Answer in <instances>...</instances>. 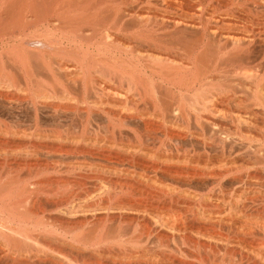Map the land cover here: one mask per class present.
Segmentation results:
<instances>
[{
    "label": "bare ground",
    "instance_id": "6f19581e",
    "mask_svg": "<svg viewBox=\"0 0 264 264\" xmlns=\"http://www.w3.org/2000/svg\"><path fill=\"white\" fill-rule=\"evenodd\" d=\"M73 20L79 24L77 29L71 27H76ZM69 25L79 37L71 38L72 44L77 46L89 38L92 45L83 46L81 41L77 46L80 51L75 47V52L74 47L64 46L62 38H52V33L65 27L67 31ZM149 27L153 35L167 31L169 36H177L172 42H180L185 55L180 56V47L178 60L172 52L168 58L162 57L166 53L162 48L150 50L153 40L142 39ZM125 29H137L141 38L131 34L139 38L137 42L148 43V52L156 50L161 56L156 52L146 53L148 57L139 55L144 66L136 62L123 69L128 63H120L118 55L131 50L126 45L132 43L130 39L136 42ZM6 37L14 42L3 44L1 39ZM135 42L131 44L134 47ZM0 44V98L6 103L0 102L18 113L13 119L16 123L5 125L0 137L6 138L9 146V142L18 141L19 147L0 148L8 172L15 173L10 179L5 176L9 184H2L8 187H0V264H105L108 259L122 262L127 258L130 262L141 257L131 245L150 238L159 245L152 251L159 250H149L160 256L155 259L147 254L153 259L149 264H155L154 260L159 264H208L218 258L225 264H264V0H0ZM214 48L233 50L234 66L225 70L221 67L224 58L219 57L222 64L211 59ZM172 49L174 45L166 50ZM42 110L65 116L55 120V127L50 123L56 130L49 134L40 128L41 113L46 112ZM28 111L34 115L26 120ZM101 133L105 139L98 141L103 138ZM98 155L108 160L123 157L127 164L131 161L137 166L122 170L117 169L119 165L108 168L101 164L102 168L87 163ZM44 156L71 160L64 164L68 166L65 170L56 169L63 165L59 163L47 169L56 175H75L81 181L96 173L145 180L142 188L123 184L134 194L153 187L158 175L170 176L171 183L168 187L163 184L167 189L157 197H168L171 205L162 208L116 199L112 204L75 206L76 194L72 192L34 193L27 189L30 184L16 190L20 179L13 178L21 177L16 168L26 172L30 167L28 170L38 174L35 166ZM7 158L15 162L10 164ZM45 166L43 169L51 163ZM35 185L30 188L42 187ZM110 212L119 213L122 228L134 227V231L128 229L137 236L128 238L124 235L129 236L130 231L125 234L117 226L120 234L124 233L119 236L113 221L110 227L104 225L108 217L103 221L96 218ZM146 218L154 227L148 226ZM49 223L59 225L56 228L62 233L54 231L60 236L57 239L47 233L44 238L36 231Z\"/></svg>",
    "mask_w": 264,
    "mask_h": 264
},
{
    "label": "rangeland",
    "instance_id": "374dc122",
    "mask_svg": "<svg viewBox=\"0 0 264 264\" xmlns=\"http://www.w3.org/2000/svg\"><path fill=\"white\" fill-rule=\"evenodd\" d=\"M77 21L80 22V23H82V21H79V20H77ZM73 22H74V20H73ZM74 23H75V22H74ZM76 23H77V22H76ZM76 23H75V24H76ZM75 24H74V25H75ZM77 24H78V23H77ZM77 24H76V27L73 26V25H72L71 27L77 29V28H78V27H77ZM78 25H79V24H78ZM67 27L69 28V30L67 29V31H66V27H65V29H63V30L57 31L56 33H52V38H53L54 40H56V39L58 40L59 38H62V39L64 40V41H63L64 46H67V47H69V46H70V47H74L73 49L75 50V52H76L77 49H78V51H80L79 48H77V46L80 45L79 43H81L82 40L79 41V42H77V43H78L77 46H76L75 44H72V42H71V41H72L71 38H72V39H74V38H75V39H78L79 37L76 38V37L72 34V32H75V31L73 30V28L70 27V25L67 26ZM86 27H87V26H86ZM88 27H89V26H88ZM149 28H150L151 30H150ZM149 28H148L149 30L147 29L148 32H146V33H147V36H146V37H145L144 35H143V37H142V36L139 34V31H138L137 29H136V32H137V33H136V32H133L135 29H134V30L131 29L132 32H130L129 29H127V30L125 29V31H126L127 33H126L125 31H122V32H124V33H121V32L119 31V33H121V34H125V33H126L129 37H130V36L132 37L133 35H135V36H137V37H139V38L142 37V39L146 38L147 40L144 39L145 42H146V41L149 42L150 40H153V41L150 42L149 45H148L150 48H151V46H152V48H153V49L151 48L150 50H154V49H155V48H154L155 46H156V48H158V49H161V48H162V50H163L162 53L166 51V53L168 54V55H166V53H165V54L163 53L162 57H167V58H168L169 55L171 54L170 52H172V53L175 55L173 58H174V59L177 58L176 60H178V57H179V56H178V53H177V52H179V51H180V48L182 47V45H179V44H180V42H178V39H179V38L176 39L177 42H178L179 44H177V43H174V44H173V42L175 41L174 38L177 37V36H174V35L172 36V35L170 34V36H172V37H170V36L167 34V31H166V34H167L170 38L167 37V36H165V35H166L165 33L162 34V32H161V33H158V32H157L158 34H161V36H160V35L157 36V33H154V35H156V36H154V35H153V31H152V27H149ZM76 29H75V30H76ZM64 30H65V31H64ZM70 30H71V31H70ZM72 30H73V31H72ZM63 31H64V32H63ZM76 31H77V30H76ZM128 31H129V32H128ZM149 31H151V32L149 33ZM156 31H157V29H156ZM129 33H130V34H129ZM135 33H136V34H139L140 36H139V35H136ZM168 33H169V32H168ZM126 34H125V35H126ZM131 34H133V35H131ZM148 34H150V35H148ZM164 34H165V35H164ZM57 35H58V36H57ZM145 35H146V34H145ZM151 35L154 37V39L152 38ZM162 35H163V36H162ZM67 36L69 37V39H68ZM70 36H71V37H70ZM135 36H133V37H135ZM149 36H150V37H149ZM159 36H160V39L158 38ZM73 37H74V38H73ZM137 37H135V39H136ZM163 37H164V38H163ZM186 37H187V36H185L184 38H186ZM139 38H137V39H139ZM7 39H8V40H7ZM133 39H134V38H133ZM137 39H136V42H137ZM148 39H149V40H148ZM169 39H171V40H169ZM1 40H2V42L4 41L3 44L8 43L9 40H10L12 43L14 42V39H11L10 37H6V39H5V38H2ZM65 40H66V41H65ZM130 40H132V39H130ZM130 40H129V42H132L131 44H133V43L135 42V40H134V41H130ZM154 40H155V41H154ZM162 40H163V41H162ZM85 41H87V42H85ZM85 41H84V40L82 41V42H83V46H85V45L88 46L87 44L92 45V43H91V44L89 43V42H90L89 38H88L87 40H85ZM88 41H89V42H88ZM123 41H124V40H122V42H123ZM125 41H126V40H125ZM125 41H124V42H125ZM138 41H139V40H138ZM172 41H173V42H172ZM122 42H121V43H122ZM129 42L126 41V43H129ZM136 42H135V43H136ZM155 42H157V43H155ZM175 42H176V41H175ZM70 43H71V44H70ZM85 43H86V44H85ZM126 43H122V44H126ZM138 43H139V42L136 43V47H138L139 45H141V43H139V44H138ZM143 43H144V41L142 42V44H143ZM151 43H153V44H151ZM154 43H155V44H154ZM131 44H130V43H129V44H126L127 46L129 45L130 48L128 47V49H131V50H128V52H124V51H123V53H122V52L119 53V55H118L119 57L117 56L118 59H119V61H120V63H122V62H121L122 60H123V62L125 61L124 63H128V64H126V65L123 64V66H122V68L125 69V70H126V68L129 69V68H130L131 66H133V64H135L136 62H137V63H136L135 65H138V64L140 63V65H138V66H144V63H145V62H144V61H140V57H139V55H142V54H143L142 56H145V57L147 56V57H148V55H150V54L156 52V50H155L154 52L152 51V53H149V52H148V51H150V50H148L149 47L146 46L148 43H146V44L144 43L143 45H141V47L139 46L140 48H143V49H140V48H139V51H137L138 48L135 49L136 47H134V45H131ZM137 44H138V46H137ZM169 44H170V45L173 44V45H174V49L169 50V52H167L166 49H171V47L173 48V45L170 46ZM176 44L178 45V47H176V46H177ZM1 45H2V44H0V52L3 50V49L1 48ZM126 45H125V47H126ZM142 46H143V47H142ZM167 46H168V47H167ZM169 46H170V47H169ZM67 47H66V49H68L69 51H71V50H70L69 48H67ZM75 47H76L77 49H76ZM133 47H134V48H133ZM144 47H145V48H144ZM179 47H180V48H179ZM86 48H87V47H86ZM164 48H166V49H164ZM175 48H177V50H176ZM182 48H183V47H182ZM182 48H181V52H182V53L179 52V53H181V55L179 54L180 56H182V54L185 55V53H186V52L184 53L185 50H183ZM144 49H145L147 52H145ZM214 49H215V48H214ZM68 50H67V51H68ZM74 50H72V51H74ZM133 50H134V51H133ZM143 50H144V51H143ZM182 50H183V51H182ZM230 50H232V49H230ZM132 51H133L134 53H133ZM135 51H136V53H135ZM140 51H142L143 53H142V52L139 53ZM217 51H218V50H217ZM217 51H216V49H215L214 51L212 50V51L210 52V56H211V55H214V56H211V59H212V57H213V58H216V60L218 61V64H222L221 62H219V61L222 60V59H220L219 57L224 58L225 63L223 62L224 60H222L223 64H222V66H221V65H220V66H221L223 69L226 68L225 70H227V69L229 70V68H232V66H234V64H231L232 62H234V60H232V59H233L232 56H233V54H234V51H233V50H232V51H229V50H227V51L219 50L218 52H217ZM222 51H224V53L227 52V53H226V54H227V55H226L227 57L224 56L225 54H224ZM75 52H74V53H75ZM131 52H132V53H131ZM137 52H138L139 54H138ZM144 52H145V53H144ZM157 52H158V51H157ZM157 52H156L155 54H158V55L161 56L162 53L159 54V53H157ZM159 52H161V50H159ZM215 52H217V53H216V57H215V54H214ZM230 52H233V53L231 54ZM127 53H128V54H127ZM146 53H147V54L149 53V54L146 55ZM175 53H176V54H175ZM222 53H223V54H222ZM120 54L122 55V57H121ZM173 54H172V56H173ZM218 54H219V56H218ZM230 54H231V56H230ZM136 55H138V56H136ZM165 55H166V56H165ZM176 56H177V57H176ZM120 57H121V58H120ZM135 57H137L139 60H136L137 58H135ZM162 57H161V58H162ZM175 57H176V58H175ZM123 58H124V59H123ZM179 58H180V57H179ZM162 59H164V58H162ZM228 59H229V60H228ZM130 60H131V61H130ZM179 60H180V59H179ZM226 60H227V61H226ZM149 61H150V60H149ZM143 62H144V63H143ZM229 63H230V64H229ZM170 64H171V62H170ZM146 65H148L147 62H146V64H145V66H146ZM149 65H151V64H149ZM228 65H229V66H228ZM230 65H231V67H230ZM129 66H130V67H129ZM224 72H225V71H224ZM222 75H223V73H222ZM240 96L243 98L242 100H245V98H246L245 96H243V95H240ZM189 98H191V97H189ZM185 99H186V98H185ZM187 99H188V98H187ZM187 99H186V101H189V100H187ZM1 100H2L3 102H5L3 99L0 98V101H1ZM2 101H1V102H2ZM186 101H185V102H186ZM1 102H0V103H1ZM5 103H6V102H5ZM186 103H188V102H186ZM55 104H56V103H55ZM5 109H6V108L4 107V103H1V105H0V132L3 131L4 128H6L5 125L8 126L9 124L11 125V124L16 123V121H14V120H16L17 117H18L17 110H16V111H11V110H7V109L5 110ZM2 110H3V111H2ZM5 111H6V112H5ZM42 111L45 112L46 110H42ZM42 111H41V112H42ZM47 111H48V110H47ZM47 111H46L45 113H41V115H42L43 117H41V115H40L41 119L43 120V121L41 120V121H42V124H41L42 126H40V128H41V129L43 128L42 132H44V133H46V134H49V133H48L49 131L56 130L55 128H52L53 126L55 127V125H53V123H55V120H59V118L61 119L62 116H63V118H64L65 116L62 115V113H59V114H61V115H59V114H58V115H54L53 111H52V112H51V111H48V112H47ZM11 112H13V113H11ZM15 113H16L17 115H16ZM28 113L31 114L32 116H31V115L28 116ZM28 113H27V116H26V117H27L26 120H28V117H33V115H34L32 111H28ZM49 113H50V114H49ZM52 113H53V114H52ZM12 114H13V117H12ZM55 114H56V113H55ZM51 115H52V118L54 119V121H53V119L51 118ZM53 115H54V117H53ZM47 116H48V117H47ZM56 116H57V117H56ZM49 117H50V118H49ZM5 118H6V119H5ZM10 118H11V119H10ZM63 118H62V119H63ZM13 119H14V120H13ZM48 119H49V120H48ZM62 119H61V120H62ZM2 120H3V121H2ZM7 120H8V121H7ZM10 120H11V121H10ZM51 120H52V122H51ZM4 121L7 122L8 124H7V123H3V124H2V122H4ZM10 122H11V123H10ZM43 123H44V124H43ZM46 123H49V124H48V125H49L48 127H47V124H46ZM50 123H51L53 126H51ZM3 126H4V127H3ZM12 126H14V125H12ZM43 126H44V127H43ZM2 128H3V129H2ZM46 129H47V130H46ZM48 129H50V130H48ZM61 131H62V130H61ZM51 133H52V132H51ZM101 134H102V133H101ZM0 136H1V134H0ZM102 136H103V138H100V137H99L98 141H101L102 139H105V135H104V133L102 134ZM2 137H3V136H2ZM2 137H0V138H1L0 141L3 142V143L1 144V145H3V146L0 145V146H1L0 148L3 147V148H2L3 150H4V149H9L10 146L13 145L12 147H16V148L19 149V147L17 146V145H18V141H16V142H15V141H12L11 143L9 142V144H10V146H9V145H8V141L6 142L7 139H6V138H5V139H2ZM97 138H98V137H97ZM100 139H101V140H100ZM4 142L7 143V144H5ZM14 142L17 143V144H14ZM43 142H45V141H43ZM19 143H20V142H19ZM46 143L49 144L48 141H46L45 144H46ZM11 144H12V145H11ZM37 144H38V143H37ZM41 144H42V145H41ZM48 144H47V145H48ZM7 145H8V146H7ZM14 145H16V146H14ZM40 145L43 146L44 143H39V146H40ZM44 146H46V145H44ZM12 147H11V148H12ZM12 149L16 150L15 148H12ZM16 151H19V150H16ZM102 157H103V156H100V155H98V157H97L98 159H100V163L98 162V161H99L98 159H95L96 161H95V160L92 161V159H91L92 162L89 161V159H86V160L89 161V162H87V163H91V164H93L92 166H95V165H97V164H100V166H99V165H97V166L102 167V168H103V166H101V164L104 165L105 167L108 166V168H109V167H110V168H113V167H116V166L118 167V165H119V167H118L117 169L120 168V169H122V170L129 169V167H132V166H131L132 164H133L134 166H137L135 163H132V164H131V161H130V163L128 162L129 164H127V160H126V162H125V158H123V157H121V160L116 159L115 157H114V158L112 157L114 160H113V159H110V160H111V161L113 160V163H112L110 160H108L107 158L105 159V157H103V158H104V159H103ZM2 158H3V159H2ZM13 158H14V157H13ZM49 158H50V159H49ZM51 158H52V157H47V158H46V156H44L42 160H39V162H38L37 165L35 166V169H36V170H37V169L39 170V173H38V174H36L35 172H33L32 168H31V171L28 170L30 167H29V168L24 167V170H25V168H27V169L25 170L26 172H24L23 170L21 171V169L19 170V169L16 168V172H17L16 174L19 173V175L21 176V177L18 176L19 178L16 177L17 179L12 177L14 180H19V179H20L19 182L17 181V182H18L17 186L20 185L21 188L19 187V189L17 188L16 190H19V191H20V190H22V189H25L26 186H28L29 184L31 185V186H30L31 188H34V187L32 186V184H33V183H34V184L36 183V185H37V184H40L39 187L42 186L41 188H43V189H41V188H37L38 185H37V186L35 185V186H36V187H35V190H36L37 192H36L34 189H33V190H34V191H33L30 187H28L27 189H29V191H31V192H34V193H41V194H47V193H50V194H54V193H55V194H57V193H60V192L63 194L64 192H65V193L72 192V193L76 194V195H74V197H75L76 199L73 198V199H74V202H73V199L71 200V203L73 202V205H75V206H76L77 204H79L80 206H81L82 204H83L82 206H84L85 204H86L85 206H89L90 204H93V203H94V204H95V203H96V204H97V203L100 204V202H101V204H102V203H103V204H104V203H105V204H106V203H108V204H112V202L114 203V202L116 201V199H117L118 201L131 202V203H136V204H137V203H138V204H140V203H142V204H148V205L150 204V205H154V206H156V207L158 206V207H162V208H163V207H167V208H168V207L171 205V203H170V199H169L168 197H165V196H164V198H163L162 196H160V199L158 198V197H159L158 194H160L161 191H166V190H164V189H167L166 187L169 186L168 183H171L172 177H170V176H169V177L167 176V177L165 178V177H163V176L160 174V175H158V177L156 178L157 180L155 179V183H154V185H153L152 183H150V184H151V185H150V184L147 182V185H148V184H149V186H152V185H153V187H151V188L147 186V187H146L147 189H146V188L144 189V190H147V192H146V191L144 192V190H137V191H135V194H134L133 192L128 191V189L126 188V187H127V184L129 183V184H128V187H130V186H131V187H132V186H135V184H136V186L138 185V187L141 186V188H142V186L146 184V183H145V180H140V179L138 180V179H135V181H134L131 177H127V178H126L125 176H122L123 179H122L121 176H120V177H119V176H117V177H116V176H112V177L108 178V176H107V175H106L107 177L104 176L103 173H99L100 175H102L100 178L97 177V176H100L98 173H96V175H97V176L95 175L96 177L94 176V174L90 175V177L92 176L91 179H92L93 177H95V178L97 179V180H94V178H93L94 182H93V180H91L90 178H88V180L82 178V181H81V178H76L77 176L75 177V175H70V176L67 175V176H66V174H61V175L57 174V175H58V176H57L56 174L53 173L52 170L49 171V170H50L49 167H53V166L55 165V163H57V165H58V163H59L60 165H62V164H63V165H64V164H66V165H67V164H71V163H70L71 160L69 161V159L66 160L67 158H63V159L65 160V161H63L62 158H61V159H60V158H55V157H53L52 159H51ZM53 159H54V162H51V161H53ZM59 159H60V160H59ZM102 159H103V160H102ZM1 160H2V161H1ZM43 160H44V161H43ZM104 160H105L106 163L109 161V164H105V163H104ZM118 160H119L120 162H119ZM0 161L2 162V164H1V162H0L1 165H5L6 160L4 159V157H1V158H0ZM9 161H10V162H9ZM9 161H8V158H7V162H9L10 164L12 163V161H13V163L15 162L14 159L11 160V158L9 159ZM41 161H42V164H47V163L49 162V164H47V165H50V163H51V166H47V165H46V166H47V167H46L45 165L40 164ZM47 161H48V162H47ZM56 161H57V162H56ZM60 161H62L63 163H62V162L60 163ZM81 161H82V160H81ZM114 161H115V162H114ZM117 161H118V162H117ZM122 161H123V162H122ZM3 162H4V163H3ZM46 162H47V163H46ZM102 162H103V163H102ZM110 162H111V164H110ZM121 162H122V163H121ZM52 163H53V165H52ZM118 163H119V164H118ZM94 164H95V165H94ZM39 165L41 166V170H42V171L40 170V168H39L40 166H39ZM57 165H55L54 167L56 168ZM63 165H62V166H59V165H58L60 168L57 166L58 168H56V169H59V170H60L61 168L64 169V167H66V168L68 167V166H65V165L63 166ZM114 165H115V166H114ZM43 166H45L46 169H43ZM134 166H133V167H134ZM138 166H139V165H138ZM6 167H7V168H6ZM37 167H38V168H37ZM45 167H44V168H45ZM95 167H96V166H95ZM105 167H104V168H105ZM1 168H3V167L1 166ZM1 168H0V169H1ZM12 168H14V165L12 166ZM47 168H48L49 170H48ZM66 168H65V169H66ZM135 168H136V167H135ZM137 168H138V169H140V168L142 169L143 166H140V168H139V167H137ZM4 169H5V170H4ZM7 169H8V166L5 165V167L3 168V170L1 169V170L4 171V172L2 173V171L0 170V171H1V172H0V177H1V176L4 177V178H2V177L0 178L1 181H2V182L0 181V182H1V184H0L1 189H4V188H2V186L5 187V185L8 187L7 184L4 185V184H2V183H8V182L10 181V180H7L8 178L10 179L9 175H10V176L13 175V176L15 177V173H14V174H13V173L10 174V173L8 172ZM33 169H34V168H33ZM35 169H34V171H36ZM63 169H62V170H63ZM65 169H64V170H65ZM106 169H107V168H106ZM131 169H132V168H130V170H131ZM176 169H177V168H176ZM44 170H46V172H45ZM174 170H175V169H174ZM5 171H6L7 173H5ZM18 171H20L21 173L18 172ZM27 171H28V172H27ZM48 171H49V172H48ZM29 172H30V173H29ZM32 172H33L35 175H34V174H31ZM40 172H41V173H40ZM1 173H2V174H1ZM4 173H5L6 175H3ZM8 173H9V174H8ZM28 173H29V174H28ZM42 173H43V174H42ZM50 173H51V174H50ZM52 173H53V175H52ZM27 174L30 175V176H31V175H33V176L30 177V176H28ZM39 174H40V175H39ZM44 174H45L46 176H45ZM47 174H48V177H47ZM7 175H8V178H7ZM49 175L53 176V178L50 177ZM5 176H6L7 179L5 178ZM16 176H17V175H16ZM71 176H73V177H71ZM27 177H28V178H27ZM36 177H37V178H36ZM49 177H50V178H49ZM66 177H67V178H66ZM103 177H106V178H103ZM124 177H125V178H124ZM150 177H155V176L151 175ZM12 178H11V179H12ZM22 178H23V179H22ZM31 178H32V179H31ZM33 178H34V179H33ZM35 178H36V179H35ZM51 178H52V179H51ZM55 178H56V180H55ZM62 178H63L64 180H63ZM75 178H76V179H75ZM101 178H103V180H102ZM107 178H108V179H107ZM128 178H129V179H128ZM161 178H162V179L164 178V179H163L164 181L161 180ZM13 179H12V180H13ZM21 179H22V180H21ZM57 179H58V180H57ZM67 179H68V180H67ZM74 179H75V180H74ZM167 179H168V181H167ZM5 180H6V182H5ZM54 180H55L56 182H55ZM84 180H85V181H84ZM89 180H91V181H89ZM104 180H105V181H104ZM107 180H108V181H107ZM111 180H113V181L111 182ZM21 181H22V183H21ZM24 181L26 182V184L24 183ZM51 181H52V182H51ZM97 181H98V182H97ZM102 181H103V182H102ZM109 181H110V182H109ZM117 181L119 182V184H118ZM143 181H144V182H143ZM156 181H157L158 183H156ZM159 181H160V182H159ZM39 182H40V183H39ZM41 182H42V184H41ZM48 182H49V183L51 182V183H50L51 185H50ZM85 182H86V183H85ZM105 182H106V183H105ZM114 182H115V184H114ZM127 182H128V183H127ZM136 182H137V183H136ZM139 182H141L140 185L138 184ZM161 182H162V183H161ZM10 183H11V182H10ZM47 183H48V184H47ZM65 183H67V184H65ZM72 183H73V184H72ZM110 183H111V184L113 183L114 186H113V184L111 185ZM124 183H125V186H126V187L123 185ZM143 183H144V184H143ZM8 184H9V183H8ZM56 184H57V185H56ZM107 184H108V185H107ZM109 184H110V185H109ZM121 184H122V185H121ZM141 184H142V185H141ZM156 184H158V185H156ZM163 184H165V185L167 184L166 187H164ZM172 184H173V182H172ZM172 184H171V185H172ZM24 185H25V188L23 187ZM44 185H45V187H43ZM52 185H53V186H52ZM55 185H56V186H55ZM118 185H119V187H118ZM120 185H121V186H120ZM160 185H163V186H160ZM49 186H50V187H49ZM70 186H71V187H70ZM109 186H110V187H109ZM111 186H112V187H111ZM156 186H157V187H156ZM22 187H23V188H22ZM51 187H52V188H51ZM59 187H60V188H59ZM79 187H80V188H79ZM83 187H84V188H83ZM120 187H121V188H120ZM66 188H67V189H66ZM110 188H111V189H110ZM114 188H115V189H114ZM148 188H149V189H148ZM152 188H153V189H152ZM169 188H170V187H169ZM169 188H168V189H169ZM52 189H53V190H52ZM156 189H157V190H156ZM5 190L7 191L8 189L6 188ZM38 190H39V192H38ZM40 190H42V192H41ZM45 190H47V191H46L47 193H45ZM55 190H56V191H55ZM72 190H73V191H72ZM103 190H104V191H103ZM125 190H126V191H125ZM8 191H9V190H8ZM138 191H139V192H138ZM150 191H152V192H150ZM157 191H158V192H157ZM167 191H168V190H167ZM51 192H52V193H51ZM76 192H77V193H76ZM106 192H107V193H106ZM61 193H60V194H61ZM65 193H64V194H65ZM112 193H113V194H112ZM130 193H131V194H130ZM152 193H153V194H152ZM157 193H158V194H157ZM104 194H105V195H104ZM108 194H109V195H108ZM110 194H111V195H110ZM116 194H117V195H116ZM131 195H133V196H131ZM145 195H146V196H145ZM81 196H82V197H81ZM100 196H101V197H100ZM110 196L113 197V198H111ZM139 196H140V197H139ZM153 196H154V197H153ZM157 196H158V197H157ZM99 197H100V201H99ZM161 197H162V198H161ZM81 199H82V200H81ZM101 199H102V200H101ZM103 199H104V200H103ZM110 199H111V200H110ZM133 199H134V200H133ZM156 199H157V200H156ZM158 199H159V200H158ZM163 199H164V200H163ZM151 200H153V201H151ZM77 201H78V202H77ZM93 201H95V202H93ZM134 201H135V202H134ZM167 201H168V202H167ZM80 202H81V203H80ZM150 202H151V203H150ZM45 203H46V202H45ZM45 203H43V204H45ZM74 203H77V204H74ZM88 204H89V205H88ZM45 205H46V204H45ZM79 205H78V206H79ZM51 214H54V215H55V213H50L49 215L51 216ZM98 215H99V216H98ZM98 215H96V216H98V217H100V218H98V217H96V218L99 219V220L102 219V221H103V218L108 217V218H105L106 221H103V223H104L105 226H107V227L109 226V227H110V226H112V224H114V226H112L113 228H116L117 226H119V227H117V228H119V231H120V230H123V229L125 230V228H124V227L122 228V226H121V225H123V223L121 224L122 221H119V219L121 220V216H120V218H119V215H120L119 213H117V212H115V213H114V212L111 213V212H110V213H107V215H106L105 213H104V214H98ZM130 216H132V218H134V217L137 218V216H136V215L134 216L133 214H129V215H128V217H130ZM52 217H53V215H52ZM55 217H56V216H55ZM110 217H111V218H110ZM148 217H149V216H148ZM148 217H147V218H148ZM89 218H90V217H88L87 219H89ZM91 218H92V217H91ZM91 218H90L89 220H91ZM96 218H95V220H96ZM109 218H110V222H109V220H108ZM112 218H114V219H116V220H114V219H112ZM117 218H118V220H117ZM147 218H146V219H147ZM39 220H40V219H37V221H39ZM80 220H81V219H80ZM83 220H85V218H84ZM107 220H108V222H107ZM147 220H148V221H147ZM147 220H146V221L148 222V223H147L148 226H149V227H154V226H153V221L151 222V220H149V219H147ZM37 221H36L35 223H37ZM112 221H113V222H112ZM106 222H107V225H106ZM111 222H112V224H111ZM40 223H41V222H40ZM42 223H45V222L42 221ZM109 223H110V224H109ZM151 224H152V225H151ZM48 225H50L51 227H49ZM52 225H53V224H52ZM52 225H51L50 223H49V224H45V226H47V227H45V226L42 225L43 228L45 227V228H44V229H46L45 231H44V229H42V226H39V227H37V228H39V229H38V230L36 229V231H38V232L40 231L41 233H39V234H41V235H42V233H43L44 235H42V236H44V238H45L47 235H49L50 237H51V235H53L54 237L57 236V237H56V239H57V238L60 237V236H58L56 232L58 231V232H61V233H62V231L58 229V228H59V225L56 226V227H58V228H56L55 225H53V227H52ZM112 227H111V228H112ZM120 227H121V228H120ZM125 227H126V226H125ZM48 228H49V229H48ZM53 228H54V229H53ZM55 228H56V229H55ZM111 228H110V229H111ZM113 228H112V230H113ZM117 228H116L115 230H117V232H119ZM128 228H130V226H129V227L127 226V227H126V230H125V231L123 230V232L126 234L128 231H130V233H131L132 235L130 236V233L128 232V233H129V236H128L127 234L124 235V236H127L128 238L131 237V239H132V237H133V235H134V234H133V233H134V232H133V231H134V230H133L134 227H133V228H130V229L133 230L132 232H131V230H129ZM47 229H48V230H47ZM55 230H56V232H54ZM115 230H114V231H115ZM126 231H127V232H126ZM38 232H37V234H38ZM53 232H54V234H53ZM45 233H47L46 236H45ZM55 233H56V234H55ZM115 233H116V232H115ZM124 233H121V234H120V232H119L118 235L123 237L122 234H124ZM163 233L165 234V232H163ZM166 234L169 235V233H166ZM49 236H48V237H49ZM53 236H52V237H53ZM69 236H71V235H69ZM116 236H117V233H116ZM134 236H135V235H134ZM136 236H137V235H136ZM136 236H135V237H136ZM170 236H171V235H170ZM170 236H169V237H170ZM48 237H47V238H48ZM127 237L124 238V239H126V240L128 241V238H127ZM135 237H134V238H135ZM54 239H55V238H54ZM69 239L71 240V238H69ZM131 239H130V240H131ZM149 240H151L152 243H157V242H155V241L153 240V238H150ZM149 240H148V241H149ZM148 241H147V240H144V241H143L144 243H143V242H142L141 244L138 243V246H136V245H137L136 243H134V245L132 244L133 246L131 245V249H132V248H133V249L136 248V250L134 249L135 252H136V251H140L139 254H141V257H140V255H138V256H139L140 258H142V260H141L140 258H139V259H140V260H139L137 257H135V259L137 258L138 261H135V259L133 258L134 260L131 259V261L129 262V261H128V258H127L126 260H127L130 264H132V263H133V264H135V263H138V264H139V262H140V264H149L150 262H152L153 259H151V258H154V256L156 257L155 259H158V258H157V255L160 256V253H159V252H158L159 254H157V253H156V254L151 253V251H152L153 249H156V248H155L156 246L159 247L158 243H157V245H156V244L154 245V244H152L150 241H149V242H150V244H149ZM153 241H154V242H153ZM146 242H147V243H146ZM135 244H136V245H135ZM148 244H149L150 246H149ZM139 245H140L141 247H140ZM143 245H145V246H143ZM147 245H148V246H147ZM151 245H152V246H151ZM148 247H150V250H151V251L149 250ZM158 247H157V250H154V251H152V252H154V253L157 252V251L159 250ZM128 248H130V247L128 246ZM141 248H142V249H141ZM145 248L148 249V250L150 251V253H147V252H149L148 250H147V251H144L143 249H145ZM131 249H129V250H131ZM133 249H132V250H133ZM138 249H139V250H138ZM142 250L146 253V256H144L145 253L143 254V253H142ZM160 251H161V250H160ZM128 253H129V251H128ZM142 254H143V257H147V258L150 257V256H147V254H149V255L152 254V256H151V258H149V259H147V258L145 259V258L142 257ZM137 259H136V260H137ZM150 259H151V260H150ZM108 260H109V261L105 260V261H106L105 264H129V263H125V261H126L125 259H124L125 261L122 260L123 263H122L119 259H118L119 261H117V259H115V261H116L117 263H114L115 261H114V262H111V259H108ZM113 260H114V259H113ZM129 260H130V258H129ZM132 260H133V262H132ZM144 260H145L146 262H145ZM212 260H214V259H212ZM219 260H220V261H219ZM134 261H135V262H134ZM141 261H142V262H141ZM149 261H150V262H149ZM158 261H159V260H158ZM158 261L154 260L153 262H155V264H159ZM107 262H108V263H107ZM131 262H132V263H131ZM210 263H211V264H225V260L223 261V259H219V258H218V259H216V260H214L213 262H210ZM210 263H208V264H210Z\"/></svg>",
    "mask_w": 264,
    "mask_h": 264
}]
</instances>
